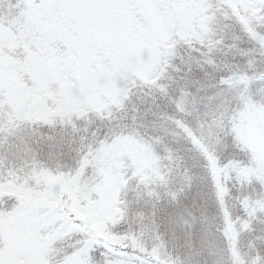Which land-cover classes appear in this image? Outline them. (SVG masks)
I'll return each instance as SVG.
<instances>
[{"label": "snow or ice", "instance_id": "6c2138e0", "mask_svg": "<svg viewBox=\"0 0 264 264\" xmlns=\"http://www.w3.org/2000/svg\"><path fill=\"white\" fill-rule=\"evenodd\" d=\"M0 264H264V0H0Z\"/></svg>", "mask_w": 264, "mask_h": 264}]
</instances>
